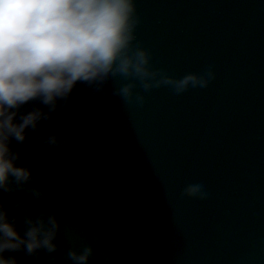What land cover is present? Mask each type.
Listing matches in <instances>:
<instances>
[{
  "label": "water",
  "instance_id": "1",
  "mask_svg": "<svg viewBox=\"0 0 264 264\" xmlns=\"http://www.w3.org/2000/svg\"><path fill=\"white\" fill-rule=\"evenodd\" d=\"M136 40L153 67L207 69L198 92L161 85L143 103L85 82L14 146L44 195L0 191L23 216L55 211L58 247L18 264H264V0H137ZM55 132L65 142L50 147ZM43 134V135H41ZM39 136V140L36 138ZM199 181L208 196L182 194ZM49 257H53L49 259Z\"/></svg>",
  "mask_w": 264,
  "mask_h": 264
},
{
  "label": "clouds",
  "instance_id": "2",
  "mask_svg": "<svg viewBox=\"0 0 264 264\" xmlns=\"http://www.w3.org/2000/svg\"><path fill=\"white\" fill-rule=\"evenodd\" d=\"M140 19L137 0H0V191L44 195L13 141H25L28 129L36 130L41 120L67 104L77 83L98 91L120 76L124 82L114 92L139 103L145 96L137 85L145 90L168 85L179 94L198 92L207 83L205 67L182 75L153 67L150 49L136 40ZM44 142L57 147L65 141L52 132ZM181 191L208 196L199 181ZM23 203L0 200V264H18L9 251L38 255L41 249L52 253L58 247L61 221L55 211L27 213L21 228L19 213L11 209ZM93 252L92 243L73 244L66 255L73 264H87Z\"/></svg>",
  "mask_w": 264,
  "mask_h": 264
}]
</instances>
